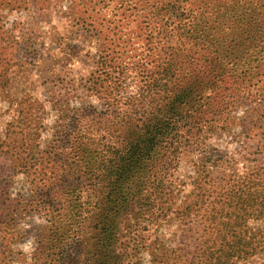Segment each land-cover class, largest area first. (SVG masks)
<instances>
[{
  "label": "trees",
  "instance_id": "1",
  "mask_svg": "<svg viewBox=\"0 0 264 264\" xmlns=\"http://www.w3.org/2000/svg\"><path fill=\"white\" fill-rule=\"evenodd\" d=\"M104 1L69 0L64 12L74 39L94 42L82 95L50 100L58 120L71 112L67 154L79 184L53 209L48 201L30 264L58 256L69 226L79 264H128L135 247L120 246L119 222L132 204L143 221L168 216L181 231L172 246L151 243L150 264H264V0H107L116 20L99 16ZM129 22L136 41L122 37ZM25 131L5 150L12 171L33 165L25 156L39 144ZM224 135L236 151L221 149ZM184 152L200 159L176 205L169 170ZM4 174L0 223L23 202Z\"/></svg>",
  "mask_w": 264,
  "mask_h": 264
},
{
  "label": "rangeland",
  "instance_id": "2",
  "mask_svg": "<svg viewBox=\"0 0 264 264\" xmlns=\"http://www.w3.org/2000/svg\"><path fill=\"white\" fill-rule=\"evenodd\" d=\"M2 1L0 33H3V41L0 40V54L1 58H5L7 67L0 68L3 81L0 85V176L4 171V177L9 181L7 191L10 197L20 198L23 202L8 221L0 223V264H30L38 235L49 223L50 212L43 211L48 207V201L53 209L57 203L55 199L61 193L79 184L78 173L71 168L72 158L67 154V123L71 112H65L66 119L58 120V113L52 108L50 100L53 97L67 99L73 94L82 95L84 79L89 72L87 52L94 51V42L91 45L80 42V36L74 39L75 29L71 31L64 15L69 0H47V6L40 0H34L27 6L11 5L22 0H13L10 6L6 3L8 0ZM105 3L107 0L99 7V16L105 14L107 18L116 20V16L112 17L116 14V11L112 12L114 4L104 7ZM122 37L136 41L130 22L127 26L122 25ZM89 102L96 104L93 98ZM24 130L31 132L32 144H39L33 150L32 158L25 156V163L28 166L33 164L26 173L22 172L23 168L12 171L16 164L10 156L9 159L5 157V150L14 140H19ZM34 130L38 132L32 134ZM215 141L212 138L208 143L214 144ZM8 143L10 145H6ZM219 146L229 153L236 151L235 143H230L225 135L220 139ZM199 159L197 153L184 152L177 156V162L169 170L171 180L177 186L174 190L179 198L176 205L183 201L182 191L191 188L194 165L199 163ZM42 184H50V190L46 191ZM135 208L132 204L128 208V217H122L119 222L122 232L120 246L124 250L135 247L127 256L128 264H150L151 243H159V247L172 246L178 241L181 231L175 220H170L168 216L151 221L147 217L148 220L143 221ZM92 232L94 234L95 231ZM59 241L55 244L58 256L49 252L46 264H79L75 227H67ZM189 245L188 242L185 251Z\"/></svg>",
  "mask_w": 264,
  "mask_h": 264
}]
</instances>
